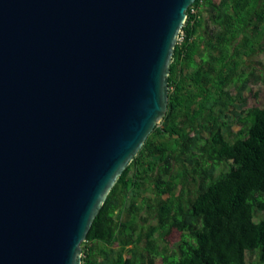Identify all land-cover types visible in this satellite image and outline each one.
<instances>
[{"label":"water","instance_id":"water-1","mask_svg":"<svg viewBox=\"0 0 264 264\" xmlns=\"http://www.w3.org/2000/svg\"><path fill=\"white\" fill-rule=\"evenodd\" d=\"M194 1L0 0V264H82Z\"/></svg>","mask_w":264,"mask_h":264},{"label":"trees","instance_id":"trees-1","mask_svg":"<svg viewBox=\"0 0 264 264\" xmlns=\"http://www.w3.org/2000/svg\"><path fill=\"white\" fill-rule=\"evenodd\" d=\"M179 37L166 115L93 220L82 264H264V104L248 95L264 82V0H195Z\"/></svg>","mask_w":264,"mask_h":264},{"label":"rangeland","instance_id":"rangeland-1","mask_svg":"<svg viewBox=\"0 0 264 264\" xmlns=\"http://www.w3.org/2000/svg\"><path fill=\"white\" fill-rule=\"evenodd\" d=\"M261 56V55H260ZM260 90V94L255 96L254 93ZM250 95L251 102H255L258 106H262L264 104V82L260 83L258 86H253V90L248 93ZM179 238V232L173 231L169 236V240L171 242H175Z\"/></svg>","mask_w":264,"mask_h":264},{"label":"built area","instance_id":"built-area-1","mask_svg":"<svg viewBox=\"0 0 264 264\" xmlns=\"http://www.w3.org/2000/svg\"><path fill=\"white\" fill-rule=\"evenodd\" d=\"M180 39L182 38V37H179Z\"/></svg>","mask_w":264,"mask_h":264}]
</instances>
